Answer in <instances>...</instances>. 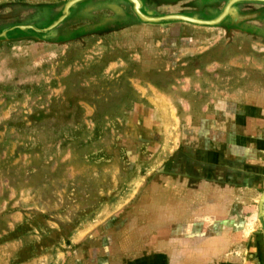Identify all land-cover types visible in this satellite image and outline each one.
Here are the masks:
<instances>
[{"label":"rangeland","instance_id":"1","mask_svg":"<svg viewBox=\"0 0 264 264\" xmlns=\"http://www.w3.org/2000/svg\"><path fill=\"white\" fill-rule=\"evenodd\" d=\"M70 1L0 0V264H107L157 194L203 185L264 264V1L212 25L162 17L231 0Z\"/></svg>","mask_w":264,"mask_h":264},{"label":"crops","instance_id":"2","mask_svg":"<svg viewBox=\"0 0 264 264\" xmlns=\"http://www.w3.org/2000/svg\"><path fill=\"white\" fill-rule=\"evenodd\" d=\"M234 193L210 185L159 193L157 209L144 208L147 218L131 221L100 259L107 264H241Z\"/></svg>","mask_w":264,"mask_h":264},{"label":"water","instance_id":"3","mask_svg":"<svg viewBox=\"0 0 264 264\" xmlns=\"http://www.w3.org/2000/svg\"><path fill=\"white\" fill-rule=\"evenodd\" d=\"M79 1V0H71L70 2H68L65 6V12L68 11V8L71 4H73L74 2ZM135 4V10L137 12V14L140 16V18H142L143 20H148V21H158L162 18L164 19H179V20H184V21H189V22H193V23H199V24H207V25H212V24H216L218 23L229 11V7L232 3L239 1V0H231L229 5L226 7V9L224 10V12L218 16L217 18L213 19V20H198V19H194V18H190V17H186V16H181V15H168V16H164V17H148L144 14H142V12H140L139 10V3L137 2V0H132ZM262 202H263V209H262V218H263V222H264V196L262 198Z\"/></svg>","mask_w":264,"mask_h":264},{"label":"flooded vegetation","instance_id":"4","mask_svg":"<svg viewBox=\"0 0 264 264\" xmlns=\"http://www.w3.org/2000/svg\"><path fill=\"white\" fill-rule=\"evenodd\" d=\"M261 1H264V0H261ZM137 2H138V1H137ZM138 3H139V2H138ZM229 10H230V9H229ZM229 10H228V11H229ZM148 17H149V16H148ZM145 21H148V20H145ZM153 22H155V21H153ZM197 24H199V23H197Z\"/></svg>","mask_w":264,"mask_h":264},{"label":"bare ground","instance_id":"5","mask_svg":"<svg viewBox=\"0 0 264 264\" xmlns=\"http://www.w3.org/2000/svg\"><path fill=\"white\" fill-rule=\"evenodd\" d=\"M263 230H264V222H263Z\"/></svg>","mask_w":264,"mask_h":264}]
</instances>
